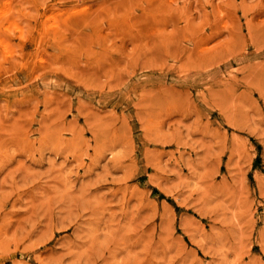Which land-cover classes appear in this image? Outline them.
Segmentation results:
<instances>
[{
	"label": "rangeland",
	"instance_id": "obj_1",
	"mask_svg": "<svg viewBox=\"0 0 264 264\" xmlns=\"http://www.w3.org/2000/svg\"><path fill=\"white\" fill-rule=\"evenodd\" d=\"M0 10V264H264V0Z\"/></svg>",
	"mask_w": 264,
	"mask_h": 264
},
{
	"label": "bare ground",
	"instance_id": "obj_2",
	"mask_svg": "<svg viewBox=\"0 0 264 264\" xmlns=\"http://www.w3.org/2000/svg\"><path fill=\"white\" fill-rule=\"evenodd\" d=\"M1 11V10H0ZM1 16V15H0ZM59 30V29H58ZM59 32V31H58Z\"/></svg>",
	"mask_w": 264,
	"mask_h": 264
}]
</instances>
